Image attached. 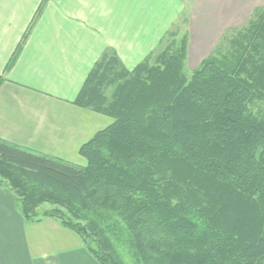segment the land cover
I'll return each instance as SVG.
<instances>
[{
  "label": "trees",
  "instance_id": "trees-1",
  "mask_svg": "<svg viewBox=\"0 0 264 264\" xmlns=\"http://www.w3.org/2000/svg\"><path fill=\"white\" fill-rule=\"evenodd\" d=\"M179 30L131 68L111 47L93 63L72 102L112 121L79 146L85 164L0 137V185L100 264H126L124 246L136 264H264V6L190 73Z\"/></svg>",
  "mask_w": 264,
  "mask_h": 264
},
{
  "label": "crops",
  "instance_id": "crops-1",
  "mask_svg": "<svg viewBox=\"0 0 264 264\" xmlns=\"http://www.w3.org/2000/svg\"><path fill=\"white\" fill-rule=\"evenodd\" d=\"M258 6L264 0H0V137L83 164L79 146L112 118L72 101L106 48L131 68L180 23L187 62L198 64ZM0 264L100 263L55 218L26 220L13 191L0 185Z\"/></svg>",
  "mask_w": 264,
  "mask_h": 264
},
{
  "label": "rangeland",
  "instance_id": "rangeland-1",
  "mask_svg": "<svg viewBox=\"0 0 264 264\" xmlns=\"http://www.w3.org/2000/svg\"><path fill=\"white\" fill-rule=\"evenodd\" d=\"M178 24H179V27H180L179 33L181 34V33L185 30V27H184L183 25L181 26L180 23H178ZM211 50H212V49H211ZM209 53H210V52H209ZM209 53H208V54H209ZM208 54H207V55H208ZM197 60H198V59H197ZM197 60H191V61H188V62H187V57H186V68H187V72H188V73H190L191 70H193L195 67L198 66V64H199L200 62H199L198 64H196L195 61H197ZM111 120H112V119H111ZM85 162H86V161H84L83 164H85ZM41 206H43V207H48L49 204H48V203H44V204H42ZM120 252H121V255H122V257H123V259H124V261H125L126 264H136L135 261L133 260V258H132L131 255H130V251H129V248H128V247H126V246L121 247V248H120Z\"/></svg>",
  "mask_w": 264,
  "mask_h": 264
}]
</instances>
